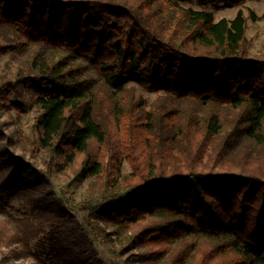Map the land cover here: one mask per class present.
<instances>
[{"label": "trees", "instance_id": "trees-1", "mask_svg": "<svg viewBox=\"0 0 264 264\" xmlns=\"http://www.w3.org/2000/svg\"><path fill=\"white\" fill-rule=\"evenodd\" d=\"M183 1L194 0H0V26L49 49L1 75L0 106L11 93L28 97L39 110L32 154L43 149L48 167H70L95 189L88 224L47 191L33 214L50 230L28 221L6 237L0 224V244L17 239L32 253L48 232L49 264H74L73 248L93 264L92 228L138 247L137 264H264V57L248 56L247 37L249 20L264 15L215 20ZM31 185L14 169L0 182V208Z\"/></svg>", "mask_w": 264, "mask_h": 264}, {"label": "rangeland", "instance_id": "rangeland-1", "mask_svg": "<svg viewBox=\"0 0 264 264\" xmlns=\"http://www.w3.org/2000/svg\"><path fill=\"white\" fill-rule=\"evenodd\" d=\"M185 7L196 10L205 9L214 14L215 20L221 18H234L239 10L249 14L254 10L259 16L264 15V0H245L241 4L225 5L224 7L203 6L197 0L183 1ZM247 37L249 39L248 56L255 58L264 57V19L249 20ZM7 51L0 55V77L6 73L12 78L20 70L27 67L32 56L38 51H49L42 44H25L17 39L10 31L0 26V48ZM47 49V50H46ZM78 63H83L86 71L91 75L95 74V68L83 58H77ZM9 67L6 69V63ZM43 88V87H42ZM38 92L42 91L37 88ZM138 95L144 96L148 101H152L156 92L137 86ZM11 104L8 107L0 106V182L6 175L14 169H21L22 175H27L36 185L24 188L22 193L12 192L5 204L0 208V224L3 226L6 237L15 235L22 236L27 231L25 224L31 221L33 224L40 223L42 220L38 214H33L35 201L41 199L42 193L51 192L53 198L61 199L65 203V208L69 217L76 218L81 222L87 223L89 215L88 202L90 200V180H76L73 170L70 167L50 168L46 163L49 159L47 153L38 147L33 148L30 139L35 137L33 125L39 114L37 106L28 103V97L20 96L17 93L9 95ZM19 103V106L13 104ZM109 157H107V160ZM12 160L14 165H9ZM6 166H3V163ZM80 160L75 164L80 166ZM124 170L130 171L131 167L127 162L124 163ZM93 182V181H92ZM89 189V191H88ZM8 197V196H6ZM44 229L49 231V220L43 219ZM88 224V223H87ZM94 248L97 251L98 261L90 262L93 264H137L136 253L138 247L131 246L128 242L117 234L111 233L109 239L102 237L99 232L94 233L89 228ZM0 263L1 264H49L47 260L50 252V235L48 232L42 234L38 239L31 241L32 253L27 252L22 243L17 239L13 241L11 247H18L22 253L11 254L7 257L4 253H10L7 245L0 244ZM4 253H3V252ZM73 256L67 257L74 264H81L82 258L79 250L73 248ZM78 256V257H77ZM71 258V259H70Z\"/></svg>", "mask_w": 264, "mask_h": 264}]
</instances>
